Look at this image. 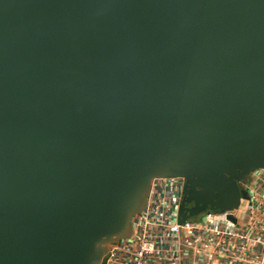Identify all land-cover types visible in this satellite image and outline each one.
Returning <instances> with one entry per match:
<instances>
[{
  "label": "water",
  "instance_id": "95a60500",
  "mask_svg": "<svg viewBox=\"0 0 264 264\" xmlns=\"http://www.w3.org/2000/svg\"><path fill=\"white\" fill-rule=\"evenodd\" d=\"M261 167L264 0H0V264H106L153 178L183 222Z\"/></svg>",
  "mask_w": 264,
  "mask_h": 264
},
{
  "label": "built area",
  "instance_id": "2783aa9c",
  "mask_svg": "<svg viewBox=\"0 0 264 264\" xmlns=\"http://www.w3.org/2000/svg\"><path fill=\"white\" fill-rule=\"evenodd\" d=\"M184 185L180 176L153 178L130 235L111 246L106 264H264V167L239 182L248 195L242 210L208 209L200 220L179 221Z\"/></svg>",
  "mask_w": 264,
  "mask_h": 264
},
{
  "label": "rangeland",
  "instance_id": "374dc122",
  "mask_svg": "<svg viewBox=\"0 0 264 264\" xmlns=\"http://www.w3.org/2000/svg\"><path fill=\"white\" fill-rule=\"evenodd\" d=\"M244 199L241 201V203H240V207H239V209L240 210H242L243 208H244V206H245V198L246 197H243ZM203 214H204V212H202V213H200V214H197V215H194V216H191L190 218L191 219H198V220H200V219H204L203 218Z\"/></svg>",
  "mask_w": 264,
  "mask_h": 264
},
{
  "label": "flooded vegetation",
  "instance_id": "af4514ba",
  "mask_svg": "<svg viewBox=\"0 0 264 264\" xmlns=\"http://www.w3.org/2000/svg\"><path fill=\"white\" fill-rule=\"evenodd\" d=\"M187 205H188V206H192V205H193V203H188ZM207 210H208V209H207Z\"/></svg>",
  "mask_w": 264,
  "mask_h": 264
}]
</instances>
